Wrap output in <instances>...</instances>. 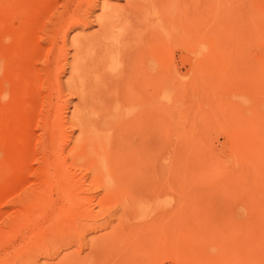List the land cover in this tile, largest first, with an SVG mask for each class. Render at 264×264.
Wrapping results in <instances>:
<instances>
[{
    "label": "rangeland",
    "instance_id": "1",
    "mask_svg": "<svg viewBox=\"0 0 264 264\" xmlns=\"http://www.w3.org/2000/svg\"><path fill=\"white\" fill-rule=\"evenodd\" d=\"M87 1L0 0V90L5 83L9 91L8 102L0 99V264H264V0H205L204 11L196 0L184 13L195 7L203 20L160 24L156 164L165 165L172 144L174 182L153 189L158 174L144 169L135 196L114 185L111 197L103 172L95 179L67 155L78 135L67 121L79 98L65 89L68 65L61 76L57 67L65 53L72 61L71 37L96 32L102 2L125 4L94 0L88 11ZM165 2L176 11L182 0ZM82 11L92 14L89 25H75ZM58 82L66 90L60 106ZM111 86L106 97L114 101ZM54 112L63 118L56 136ZM122 202L136 208L123 212ZM155 213L174 218L172 240L162 233L154 247Z\"/></svg>",
    "mask_w": 264,
    "mask_h": 264
},
{
    "label": "bare ground",
    "instance_id": "2",
    "mask_svg": "<svg viewBox=\"0 0 264 264\" xmlns=\"http://www.w3.org/2000/svg\"><path fill=\"white\" fill-rule=\"evenodd\" d=\"M195 1L196 0H189L188 2V0H182L181 6L176 11L167 10L165 0H125V4L119 8H114V6L111 7V5L102 2L100 10L101 12L98 16L95 17V20L98 24V29L96 30V32L92 34H78L69 39L70 46L73 50L71 63L68 64V62H66L65 56L68 53H65V51L63 52V54L65 53V55L61 70L59 69V67H57L58 75L61 76V74L65 71V66L68 65V69H70V77L69 80L66 79L68 81L66 82L65 89L67 88V91L69 93L75 94L76 97L78 96L79 98L78 103L73 106L71 116L68 119L69 121H67V124L69 125L71 130L78 131V135L75 137V139L73 138V142L71 141L72 145L70 149L67 148V155L72 162V166L76 165L80 167V169H84V171L88 170L90 172L89 175H92V177H94L95 179H97L96 175H98L99 172H103V180L101 181L103 183V186L105 187L106 194H108L116 187L118 189L122 187V189H120L121 191L125 188L128 190L130 196H135V191L138 189V185L142 183L139 180V175L141 172L143 173L144 169L146 170V174L150 169H153V174H158V182L155 181L156 178H154L155 180L153 179V181L156 182L155 184L153 181H150L154 184L153 189H156L157 185H165L167 187L169 186L168 188H172L171 186L173 185L175 178L174 173L176 164L174 160L175 157L173 155L172 144H170V142L169 144L171 149H169L170 154L167 157V162L165 163V165L156 164V162L159 160L158 151L161 145V140H159L160 132L158 127V121L161 114V98L159 94L160 74H162L160 73V58L162 59V57L160 56L162 54L160 55V53L161 48L166 45L165 43V45L161 47V45H163V39L162 41H160V30H158V28L163 22H166V24L173 23L175 20H178V22H180L183 17L185 18L184 21H186L187 18V21H189V26L191 27V25L194 24V19L197 16L196 14L199 15L200 13H195V7L193 9L194 11L190 14L184 13V10L186 12L187 8V10L192 11L191 6H195ZM93 2L90 0L88 3L87 1L86 3L90 5H86L87 8H85L88 9V7H90L92 10V8L96 6L95 2ZM200 4L202 10L204 6L207 5L205 4V0H200L198 5ZM188 7H191V9H189ZM199 7L197 8L199 9ZM82 12L83 13H81L80 16L75 17V25L82 23H85L86 25L90 24L89 19L92 14L87 11ZM202 14H200V18L203 20L204 16L202 17ZM114 21H119L120 23L119 25L115 26L117 28H115L114 26L113 28L111 26ZM197 29H200L199 32L201 35H204L207 30L205 28V25L203 24L200 25ZM189 35H192L191 32L187 37H189ZM188 39L190 40V38ZM160 42H162V44ZM166 42L168 44L171 43V41ZM4 84L2 85L0 90V99H2V102L6 101L9 97V91L7 90V87L4 86ZM112 84L115 87V93L114 101L112 100L113 98L108 97L110 102H114L110 104V102L107 100L108 98L106 97V95L108 94L109 86ZM114 87H112V89ZM22 88H24L25 90V86H22L21 89ZM63 88L64 87H61L58 82L57 98L55 101V104L57 106H60V100L64 99L60 98L62 92H64L65 90H63ZM15 90L17 91L19 90V88H16ZM15 90L13 89L12 91H14L15 93ZM95 93H98V95L99 93L102 94L99 98H97V95L96 97H94L95 101L96 98L98 99V101H96V103L94 104H90V102L87 103L88 97H91ZM110 94H112V92ZM15 95L17 97L20 96V94L19 96L17 94ZM17 97L14 98L17 99ZM10 100H13V98L10 97ZM90 100L94 99L91 98ZM19 101L20 100H18L17 102ZM34 101H37V99H34ZM14 102L15 100L12 103ZM36 103L32 104L34 106H37ZM33 105H31V109H34L32 107ZM58 115H60L58 114V112H54L53 119L51 121L52 127L50 131L54 134V136L57 135L59 128L63 126L61 121L63 120V118L61 119ZM65 127L68 126L66 125ZM148 129L149 131H153L149 132ZM61 132H63V130ZM4 153H6V151H4ZM150 175L152 176V174ZM92 177L90 176L91 179ZM81 179L83 180V178ZM98 180L100 181L99 177ZM97 185L100 186L99 184ZM150 188H152V186H150ZM118 193L116 195H118ZM155 195L156 198H158V194ZM109 196L111 197V194ZM115 199L118 200V198ZM134 200L132 198V201ZM126 203L122 202L121 207L119 206V208H121L123 212H128L136 208L133 206H127L128 203L127 205H125ZM131 205H133V203H131ZM162 205L163 204L161 203L160 207ZM158 206L155 205L156 208ZM113 208V206H110V209L114 210ZM156 208L155 210H157L159 207L157 209ZM158 214L159 213H155L153 215L154 221L151 222V226L149 224L150 220L148 221L149 223L147 222L149 225L146 226L147 223L143 224L146 228H149L150 226V228L152 229H149L158 234V236L156 235L157 240L155 238L152 242V245L154 243L155 246L161 243L159 242V239H161L159 237H161L162 233L164 234V236H167L171 240L173 234L172 228L174 217H172V213H170L165 218L157 216ZM99 225L96 227H90V230L91 228L94 229L99 227ZM140 225L134 228L136 232H138V229H141L142 226L140 227ZM164 229H166L165 232L163 231ZM142 230L146 229L142 228ZM129 232L132 235L130 229ZM145 237L146 236H144V240L146 239ZM139 238H141V236ZM162 240L163 238L160 241ZM149 241L150 240H148V242ZM137 252H140V250ZM134 254L137 255V253Z\"/></svg>",
    "mask_w": 264,
    "mask_h": 264
}]
</instances>
